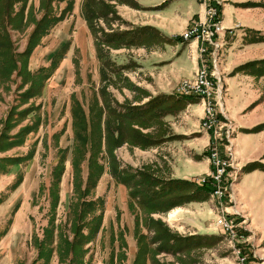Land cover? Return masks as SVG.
<instances>
[{"label":"rangeland","instance_id":"rangeland-1","mask_svg":"<svg viewBox=\"0 0 264 264\" xmlns=\"http://www.w3.org/2000/svg\"><path fill=\"white\" fill-rule=\"evenodd\" d=\"M110 2L114 5L116 17L109 14L107 19H97L95 23L96 28H99L97 38L103 39V33L127 31L125 39L129 41L131 38L133 44L125 43L114 48L97 41L81 15L82 0H73L72 9L65 12L64 18L41 39L28 58V70L35 72L40 67H48L53 55L67 44L66 52L53 73L44 81L40 94L20 104V94L28 87V84L22 85L21 76L14 73L10 82L0 83V134L4 132V135L9 137L7 143L13 144L0 152V158H3L0 160V264H42L45 261L46 264H68L66 257H59L56 251L49 259L45 255L42 257L41 245L46 249L49 240L45 230L53 227L55 231L52 240L55 247L56 229L65 222L69 227L72 220L69 203L73 191L70 159L74 144L71 126L73 98L80 101L88 113L91 97L94 94L98 96L101 86L106 85L113 99L119 103L138 104L146 101L149 93L147 89L158 87L162 73H165L163 75L165 81L167 73L172 74L170 72L175 70L179 72L180 77L173 88V92L176 93L181 82L192 79L200 67V44H187L179 34L188 25L203 18L205 6L203 0ZM222 3L223 0L220 7ZM234 4L243 9V16L246 19L258 23L260 28L250 31L249 37L246 38L247 42L253 44L247 45L239 39V59H245L239 64L243 66L239 73L248 75L243 77L244 79L240 76L239 79L244 92L239 95V106L243 102L248 103L244 112L249 113L259 104L252 114L262 121L247 130L257 132L264 130V64L258 63L264 59L262 39L264 0H239ZM30 5L37 9L39 0H28L26 9ZM56 6L59 11L65 6V2H60ZM200 7L203 10L202 15L194 13L188 20L189 11H197ZM158 8L165 12L163 22L172 30L179 25L182 27L188 20L185 27L179 31L164 32L146 26L147 21L155 20L151 16ZM31 28L29 26L22 32L10 30L15 52L20 53L24 50ZM232 35H229V43ZM225 41L223 37L221 40L223 45L215 59L209 60L211 48L201 55L209 60V69L215 71L220 78L219 88L215 94V101L218 102L217 116L232 125L231 149L234 157L235 128L224 111L226 89L221 62L222 59L225 61V52L222 50ZM96 42H99L98 47ZM173 59L177 62L173 65L174 70H171L170 61ZM104 76L106 80L103 79ZM202 106L204 114V104ZM25 108H29V111L20 119L18 112ZM203 114L199 128L208 134L210 142L211 132L201 128ZM9 117L10 120L7 121ZM167 117L170 115H167L165 120ZM7 123L13 126L6 129ZM24 126H29L28 133L16 137L15 134ZM152 130L153 128L150 129ZM156 146L143 149L125 143L116 148L113 154L119 169L144 168L160 177L171 168V162L169 157L162 159L161 153L156 151ZM59 149L66 150L68 157L59 185L58 205L52 222L49 187L52 166L61 155ZM108 162L106 157L104 173L93 190L94 197L103 198V207L99 211L95 209L85 219L91 218L96 211L102 212L98 232L83 246V249L85 248L81 257L83 264H133L138 245L144 246L145 253L140 255V260L145 264H239L233 243L216 224L217 218L224 214L225 210L219 201L226 204L228 210H232L228 202L229 194L233 196L239 211L236 219L238 223L241 222L240 233L245 237V241L240 244L241 250L247 255L248 264H264V221L261 216L264 215V193L251 190L256 200L249 202L250 210L240 197L238 203L233 185L245 170L244 167L237 165L235 157V169H229L230 175L227 178L229 193L222 200L212 197L208 191L205 196V193L198 194L199 199L202 197L206 199L202 202H184L185 197L176 196L173 192L156 200L154 206L152 203L155 201L144 202L141 205L137 198H130L129 190L124 189L125 185L118 183L111 176ZM256 162L259 169L264 170V154ZM81 169L85 178L86 162L82 163ZM211 169L210 164L209 171L197 176L194 182L198 183L201 178L208 177ZM19 178L21 182L18 186L11 188ZM255 184L253 183V186ZM193 190L187 186L181 192L189 194ZM90 198L91 196H86L85 201ZM158 223H161V226ZM72 238L73 234L70 233L69 239ZM50 246L48 244V247Z\"/></svg>","mask_w":264,"mask_h":264},{"label":"trees","instance_id":"trees-1","mask_svg":"<svg viewBox=\"0 0 264 264\" xmlns=\"http://www.w3.org/2000/svg\"><path fill=\"white\" fill-rule=\"evenodd\" d=\"M110 1L82 0L81 15L95 36L99 30L95 25L97 19H107L109 14L116 17L114 5ZM27 2L28 0H0V83L10 82L14 73L21 76L22 85L28 84V87L20 94V104L26 103L30 98L40 94L44 81L53 73L66 52L67 44L53 55L51 64L48 67H40L35 72L28 70V58L33 49L64 18L65 12L71 10L73 6V0H39L37 9H34L32 5L26 9ZM60 2H65V6L58 11L55 5ZM29 26L32 28L27 35L25 48L22 52L17 53L13 47L10 30L22 32ZM127 34V31L110 32L103 33V39L97 38V36L96 38L97 41H102L101 43L118 48L125 43L133 44L131 38L129 41L125 39ZM99 42H96L97 47ZM258 63L264 64V59L258 61ZM242 67L239 66V69ZM103 79L106 80L105 76ZM149 95L147 93L146 97ZM185 97V95L175 92L170 94L159 93L150 96L148 100L142 103H119L113 99L106 85H103L99 89L98 96L94 94L91 97L88 113L85 112L80 101L73 98L71 126L74 144L70 155L73 170V191L69 203L72 220L69 227L65 222L56 229L57 243L55 247H53L52 240L55 229L52 227L45 230L49 240L48 244L51 246L48 247L47 244L46 249H44V246L41 245L42 257L45 255L49 259L52 253L56 251L59 257H66L68 264H83L81 258L85 252L83 246L93 239L101 225L102 212H96L102 209L103 198L100 196L94 197L93 190L104 173L106 157L109 161L111 176L118 183L124 184L129 190V197L137 198L141 205L144 202L155 201L152 203L154 206L157 203L156 200L173 192L176 193V196L185 197L184 202L198 201L201 199L198 198V194H208L207 187L196 182L180 179L165 180L148 169L144 170V168L143 170H131L129 167L119 169V164L113 154L116 148L125 143L145 149L170 139L171 136H168L167 133L168 128L165 117L181 110L182 100ZM28 111L29 108L20 110L18 112L20 119ZM6 120L9 121L10 117ZM12 126L13 124L7 123L6 129ZM152 128L153 130L150 131ZM29 130V126L21 127L15 136L22 137ZM8 138L4 135V132L0 134V152L13 145L11 142L7 143ZM59 152H61V155L52 166L49 187L52 222L54 221L53 214L58 205L59 185L65 170V161L68 157L66 150L59 149ZM2 159L0 158V160ZM83 162L87 163L85 178L82 176L81 169ZM258 167V163L254 161L246 164L244 170L247 172ZM20 182L21 178L11 188H15ZM187 186L192 187L194 190L192 193L183 194L181 190ZM177 190L178 192H176ZM86 196H91V198L85 201ZM172 206L174 205L172 204ZM95 209L97 211L92 214L91 218L85 220L86 216ZM70 214H68V219ZM158 225L161 226V223H158ZM70 233L73 234L71 240L69 239ZM142 253H145L144 246L138 245L133 264H145L140 260ZM46 263L47 261L42 264Z\"/></svg>","mask_w":264,"mask_h":264},{"label":"crops","instance_id":"crops-1","mask_svg":"<svg viewBox=\"0 0 264 264\" xmlns=\"http://www.w3.org/2000/svg\"><path fill=\"white\" fill-rule=\"evenodd\" d=\"M236 1L239 0H223L222 6L220 7L221 22L225 28L224 40L226 39V44L224 49H222L223 52H225V61L222 59L221 72L223 73L226 89L224 111L227 118L233 122L235 128V136L233 138L234 157L237 165L244 167L248 163L259 160L264 154V130L257 132L247 131L255 124L262 121L261 119H256V116H253L254 114H252L259 104L249 113L244 112L248 103L246 104L243 102L239 106V95L244 93L239 84V79H241L240 76L242 78L248 76L245 73H239V64L242 63V61H245V59H239V39L244 41L247 45L253 44L247 42L246 38L249 37L250 31L259 30L260 28L258 23H253V21L246 19L243 16V9L234 4ZM159 3L157 5H159ZM162 10L163 9L160 8L156 9L155 14L151 16L154 17L155 20L147 21L145 25L164 32L165 30L179 31L180 28L183 29L185 27V24L194 13H199V15H202L203 13L201 7L197 11L190 10V16H188V20L184 22L183 26L181 27L179 25L175 28L178 30H172L163 22V15L165 12ZM229 29H231L233 35L227 31ZM229 35H232L230 43ZM176 62L177 61L174 59L170 61V64L172 65L171 70H174L173 65ZM142 67L143 66L141 65L140 68L142 69ZM162 71L165 70L162 69ZM170 73L172 74L167 73L168 76L165 81L163 80V75L165 73L161 74V80L156 89H147L150 94L148 97L157 95L158 93L170 94L174 91L173 88L177 79L180 77V74L176 70ZM148 97L146 100H148ZM182 102L183 106L181 110L170 115V117H167L165 120L168 128L167 133L171 138L158 144L155 148L158 153H161L162 159L169 157V162H171V168H168L166 172H163L160 176L161 178L165 180L180 179L194 182V179L197 176L207 173L210 169V164L207 159L208 152L206 151L209 136L199 128L203 114V106L199 98L196 96H186L183 98ZM164 162L165 160H163V163ZM259 168L260 167L251 171L243 172L242 176L240 178L238 176L237 181L233 185L238 203L240 197L248 208L250 205L249 202L251 200L252 202L256 200L251 190L264 193V170ZM253 183L256 184L253 186ZM124 189L127 191L126 186ZM205 195L206 194H204V196ZM204 200L206 199L202 197L198 202ZM261 216L264 221V215Z\"/></svg>","mask_w":264,"mask_h":264},{"label":"built area","instance_id":"built-area-1","mask_svg":"<svg viewBox=\"0 0 264 264\" xmlns=\"http://www.w3.org/2000/svg\"><path fill=\"white\" fill-rule=\"evenodd\" d=\"M221 0H203L204 16L196 22L188 25L180 32V38L187 44H200V67L196 70L192 79H186L181 82L176 89L180 95L196 96L204 104L203 121L201 128L204 131L211 132V139L208 146V160L212 166L208 177L201 178L200 183L207 187L212 197L222 200L229 193L227 178L230 175L229 169H235L234 157L232 153V125L226 120H220L217 116L215 94L219 88L220 78L215 71L208 67V61L215 59L220 47L221 40L225 33V28L221 22L220 13ZM229 33H232L229 30ZM211 48L209 60L205 59L201 53L207 52ZM212 76V77H210ZM228 202L231 204L228 210L226 204L221 201L220 206H224V214L217 218L216 224L230 238L233 248L237 254L239 264H248L247 255L241 250V242L245 237L241 235V222L238 223L236 216L239 211L236 208L233 196L229 194Z\"/></svg>","mask_w":264,"mask_h":264}]
</instances>
